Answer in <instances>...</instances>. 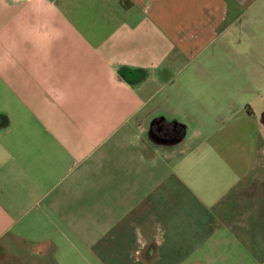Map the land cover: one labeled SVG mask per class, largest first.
Returning <instances> with one entry per match:
<instances>
[{
  "label": "crops",
  "instance_id": "crops-1",
  "mask_svg": "<svg viewBox=\"0 0 264 264\" xmlns=\"http://www.w3.org/2000/svg\"><path fill=\"white\" fill-rule=\"evenodd\" d=\"M252 126L264 184V0H0V264H187L241 192L187 157Z\"/></svg>",
  "mask_w": 264,
  "mask_h": 264
},
{
  "label": "rangeland",
  "instance_id": "rangeland-1",
  "mask_svg": "<svg viewBox=\"0 0 264 264\" xmlns=\"http://www.w3.org/2000/svg\"><path fill=\"white\" fill-rule=\"evenodd\" d=\"M240 20L251 19L244 15ZM250 130L254 140L248 146L244 145L245 138L239 133H235L233 137L225 135L226 140L222 143L219 142V138L212 139L211 143H215V148L212 147L205 159L199 160L200 153H192L187 157V159L193 157L196 162L192 168H185L182 172L186 186H181L177 181L174 183L176 190L179 186V193H183L184 186L185 195L198 194V198L205 204L214 201L209 199L219 196L220 193H230L229 195L240 191L242 193L236 195L238 197L234 200L219 202L217 207L218 225L230 226L232 232H218L211 250L208 247L195 250L187 264H264V184L257 183V179L253 176L255 170L243 179L234 178L235 174L241 171L242 164L252 163L249 159L256 156L257 148L252 151V148L247 147L257 144L259 138L256 134H259V131L253 126ZM188 164L186 160L185 166L187 167ZM185 198L197 197L185 196ZM245 225L253 231L244 232L241 226ZM229 234L231 238L228 240ZM241 241L245 244L241 245ZM228 244L233 252L229 263L227 258L232 253L227 247Z\"/></svg>",
  "mask_w": 264,
  "mask_h": 264
}]
</instances>
